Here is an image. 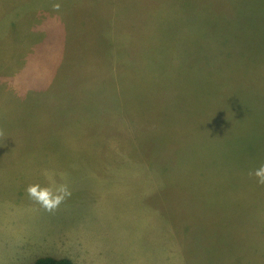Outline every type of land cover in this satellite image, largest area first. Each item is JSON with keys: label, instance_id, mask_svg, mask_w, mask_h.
<instances>
[{"label": "rangeland", "instance_id": "obj_1", "mask_svg": "<svg viewBox=\"0 0 264 264\" xmlns=\"http://www.w3.org/2000/svg\"><path fill=\"white\" fill-rule=\"evenodd\" d=\"M261 164L264 0H0V264H264Z\"/></svg>", "mask_w": 264, "mask_h": 264}, {"label": "clouds", "instance_id": "obj_2", "mask_svg": "<svg viewBox=\"0 0 264 264\" xmlns=\"http://www.w3.org/2000/svg\"><path fill=\"white\" fill-rule=\"evenodd\" d=\"M249 176L255 177L258 184L264 185V164L252 170ZM26 191L30 198L34 199L49 212L54 211L67 196L71 195L67 185L55 186L54 181L50 186L44 187L39 184L29 185Z\"/></svg>", "mask_w": 264, "mask_h": 264}, {"label": "trees", "instance_id": "obj_3", "mask_svg": "<svg viewBox=\"0 0 264 264\" xmlns=\"http://www.w3.org/2000/svg\"><path fill=\"white\" fill-rule=\"evenodd\" d=\"M32 264H75V263L69 258H56V257L46 256V257L38 258Z\"/></svg>", "mask_w": 264, "mask_h": 264}]
</instances>
